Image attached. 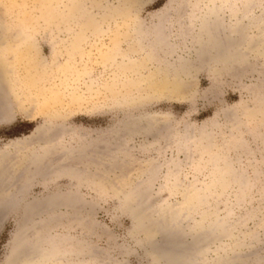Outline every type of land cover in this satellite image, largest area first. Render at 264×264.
Instances as JSON below:
<instances>
[{
  "label": "rangeland",
  "instance_id": "1",
  "mask_svg": "<svg viewBox=\"0 0 264 264\" xmlns=\"http://www.w3.org/2000/svg\"><path fill=\"white\" fill-rule=\"evenodd\" d=\"M0 30V264H264V0H0Z\"/></svg>",
  "mask_w": 264,
  "mask_h": 264
},
{
  "label": "bare ground",
  "instance_id": "2",
  "mask_svg": "<svg viewBox=\"0 0 264 264\" xmlns=\"http://www.w3.org/2000/svg\"><path fill=\"white\" fill-rule=\"evenodd\" d=\"M1 11H3V10H1ZM218 13H219V11H216L215 10V12H213V13H211V14H209L210 16H208V17H211V16H214L215 17V21L212 23V22H209L208 24H207V26H206V28L207 27H209V28H214V27H216L217 25H218V20L220 19V17H219V15H218ZM212 20V19H211ZM1 22H2V20H1ZM205 24V23H204ZM204 24H203V26H204ZM223 25V24H222ZM20 27H23V24H20L19 25ZM202 26V27H203ZM224 26V25H223ZM230 31L228 32V34H227V37L224 35V36H222L221 35V33L219 32V30H218V32H217V34H218V36H222L223 37V39H225V40H227V41H229V40H234L235 38H238V20H236L234 23H232V24H230ZM161 28V27H160ZM204 28H205V26H204ZM215 29V28H214ZM2 30H4V29H2ZM2 30H0V33H1V31ZM205 30V29H204ZM213 30V29H212ZM2 32H4V31H2ZM19 33V32H18ZM18 33H14V36L15 35H17ZM204 35H206L207 36V38L204 40V42L205 43H202V49L204 48V47H206L205 48V50H206V53L210 56V58H214L215 60H216V58H225L226 57V55H227V53H230V52H235L234 50H232L231 51V48H229L228 47V45L225 43L224 45L222 44V43H215L214 41H213V37L215 36V35H211L210 33H204ZM218 36H217V38H218ZM11 37V36H10ZM18 38H19V40L17 41V44L19 45V52L21 51V50H26V51H29L30 53H32V52H40L39 51V49L36 47V44L34 43V42H32V39H31V36H30V34H28V33H23V32H21V33H19L18 34V36H17ZM221 37V38H222ZM16 37H14V39H15ZM216 38V39H217ZM202 39V38H201ZM1 40V39H0ZM161 40V39H160ZM203 40H200V43L202 42ZM217 41H218V39H217ZM226 41V42H227ZM15 42V41H14ZM13 42V43H14ZM197 43H198V41H197ZM227 45V46H226ZM204 46V47H203ZM232 47V46H231ZM16 48V47H15ZM230 49V50H229ZM204 50V49H203ZM236 53V52H235ZM16 55H14V56H12L10 59L12 60V59H14V57H15ZM2 60H1V64H5V60L2 58V57H0ZM225 62V61H224ZM2 66V65H1ZM5 67V65L4 66H2V68H4ZM4 69H6V68H4ZM8 71V70H7ZM6 72V71H5ZM29 154V153H28ZM47 154V153H46ZM43 158V157H42ZM42 158H41V160H42ZM33 159V158H32ZM44 159V158H43ZM40 160V161H41ZM39 161V162H40ZM43 161V160H42ZM34 162V161H33ZM37 163V162H36ZM30 164V163H29ZM38 164V163H37ZM69 165V164H68ZM29 166V165H28ZM2 168V167H1ZM64 169V168H63ZM30 170V169H29ZM72 171H75V170H70V172H72ZM23 187V186H22ZM14 196V195H13ZM8 200V199H7ZM3 201V200H2ZM141 205V204H140ZM179 216V215H178ZM182 216V215H181ZM151 217V216H150ZM176 223V222H175ZM169 225V224H168ZM164 238V237H163ZM175 239V238H174ZM171 240H173V239H171ZM175 241H177V240H175ZM165 242H167V241H165ZM156 243V242H155ZM158 243V242H157ZM156 246L153 248V255H156L159 259H161V260H164L163 262H167V263H171V264H181V262L183 261V260H185V259H187V260H189L190 259V257L189 256H191V255H188L189 254V250L187 251L186 249H183V247H181V246H179V247H181L180 249H178V247H176L175 246V244L174 243H172V244H170V245H161V244H155ZM191 248V247H190ZM201 250H204V248H202ZM193 251V250H192ZM199 253H201V252H199ZM185 258V259H184ZM160 260V261H161ZM192 260V259H191ZM224 263V262H223ZM162 264V263H161ZM166 264V263H165ZM226 264H230V263H226Z\"/></svg>",
  "mask_w": 264,
  "mask_h": 264
}]
</instances>
